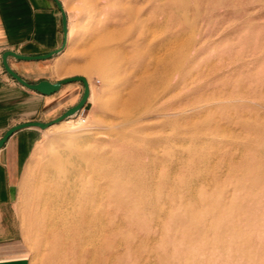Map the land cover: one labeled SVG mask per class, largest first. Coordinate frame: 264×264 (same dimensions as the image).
Returning <instances> with one entry per match:
<instances>
[{"label": "rangeland", "instance_id": "1", "mask_svg": "<svg viewBox=\"0 0 264 264\" xmlns=\"http://www.w3.org/2000/svg\"><path fill=\"white\" fill-rule=\"evenodd\" d=\"M97 1L120 27L83 39L91 104L26 169L0 260L264 264V0Z\"/></svg>", "mask_w": 264, "mask_h": 264}, {"label": "crops", "instance_id": "2", "mask_svg": "<svg viewBox=\"0 0 264 264\" xmlns=\"http://www.w3.org/2000/svg\"><path fill=\"white\" fill-rule=\"evenodd\" d=\"M59 1L67 15L65 50L44 61H19L13 57L7 60L11 69L30 83L43 80L55 83L76 76L89 81L91 74L82 71L88 59L79 56L89 46V41L83 39L100 38L120 27L112 20L113 13H109L107 25L98 27L99 20L105 19L107 13L98 15L97 0ZM87 32L93 33L86 36ZM63 41L62 15L53 0H0V139L16 125L50 122L81 100L84 86L80 82L67 84L51 96H43L18 84L2 64L5 51L24 56L44 55L59 49ZM92 96L86 108L91 104ZM53 128L20 130L0 149V244L14 233L12 210L18 197L19 183Z\"/></svg>", "mask_w": 264, "mask_h": 264}, {"label": "water", "instance_id": "3", "mask_svg": "<svg viewBox=\"0 0 264 264\" xmlns=\"http://www.w3.org/2000/svg\"><path fill=\"white\" fill-rule=\"evenodd\" d=\"M57 7L59 8L61 15H62V24H63V35H64V41L62 46L50 53L44 54V55H38V56H24L17 54L13 51H5L2 54V64L7 72L8 75H10L18 84L23 86L24 88L37 92L43 96H51L61 90V88L67 84L71 83H76L80 82L84 86V92L81 100L73 107L69 108L67 111H65L62 115H60L58 118L47 122H27V123H22L19 125H16L9 129L4 136L0 139V149L4 147V145L7 143V141L18 131L27 129V128H38L40 130H47L55 125H59L60 123L67 121L69 119H73L77 117L80 112L86 107L89 98L91 96V87L89 81L82 76H76V77H71L67 78L55 83L43 80L38 83H30L26 80H24L22 77H20L16 72H14L11 67L8 64V58L13 57L16 60L19 61H44V60H49L55 56H58L61 54L67 45V37H68V25H67V15L65 13V10L59 0H53ZM0 264H29L27 259H19L15 261H8V262H0Z\"/></svg>", "mask_w": 264, "mask_h": 264}, {"label": "bare ground", "instance_id": "4", "mask_svg": "<svg viewBox=\"0 0 264 264\" xmlns=\"http://www.w3.org/2000/svg\"><path fill=\"white\" fill-rule=\"evenodd\" d=\"M191 51V50H190ZM189 53V52H188ZM89 83H90V81H89ZM91 91H92V93H91V96H92V94H93V89H92V87H91ZM70 122V120H67V121H64V122H62V123H60L59 125H55V126H53V127H60V126H62V125H64V124H67V123H69ZM78 134V133H77ZM70 135V134H69ZM69 135H68V138H69ZM66 137V136H65ZM79 137H80V135H79ZM70 138H71V136H70ZM74 138V137H73ZM73 138H71V140L73 139ZM75 138H76V136H75ZM74 138V139H75ZM80 144V143H79ZM75 145V144H74ZM69 147V146H68ZM82 147V146H81ZM83 149V148H82ZM39 150V149H38ZM75 150V149H74ZM54 154V153H53ZM70 154V153H69ZM59 155H61V154H59ZM53 156V155H52ZM73 155H71V157H72ZM57 157V156H56ZM61 157H62V155H61ZM68 157V156H67ZM50 159V158H49ZM60 159V158H59ZM63 160V159H62ZM66 160H67V158H66ZM68 160H70V159H68ZM67 160V161H68ZM56 161V160H55ZM54 161V162H55ZM47 163V162H46ZM58 163H59V160H58ZM63 164H66L65 163V161H64V163ZM69 164V161H68V163H67V165ZM48 165V164H47ZM55 165V164H54ZM56 166H57V163H56ZM55 168V167H54ZM83 169V168H82ZM69 171V170H68ZM83 172H84V170H83ZM54 173V172H53ZM99 174V173H98ZM97 175V174H96ZM68 180H69V178H68ZM51 182V181H50ZM68 183V182H67ZM76 183V182H75ZM71 184V183H70ZM67 185V184H66ZM77 185V184H76ZM69 187H70V185H69ZM71 190V189H70ZM65 191V190H64ZM66 192H68V191H66ZM73 196V195H72ZM68 197V196H67ZM48 200H49V198H48ZM52 200V199H51ZM66 201H68V200H66ZM71 201V200H70ZM58 202V201H57ZM68 203V202H67ZM42 204H44V203H42ZM52 204V203H51ZM63 206V205H62ZM61 205H60V207H62ZM68 206H70V205H68ZM67 206V207H68ZM64 209H66V208H64ZM57 210H58V208H57ZM60 210V209H59ZM70 211V210H69ZM57 213V212H56ZM66 213H67V211H66ZM60 214V213H59ZM63 214V213H62ZM64 215H66V214H64ZM113 217H115V215H114V213H112L111 214ZM51 216V215H50ZM52 217V216H51ZM64 217V216H63ZM65 217H67V216H65ZM98 218V217H97ZM62 220H63V218H62ZM61 220V221H62ZM59 222V221H58ZM68 222V221H67ZM67 222H66V225H67ZM54 223V222H53ZM69 223V222H68ZM64 226V225H63ZM100 226V225H99ZM102 227V226H101ZM43 228H45V229H47L48 231H51V229H53V226H51V224L49 223V222H47V223H44L43 224ZM66 228H67V226H66ZM103 229V228H102ZM98 232H100V231H98ZM99 235V234H98ZM70 237V236H69ZM99 237L100 236H98V241H100V239H99ZM68 239V238H67ZM97 243V242H96ZM97 251H100L99 250V248H98V250ZM112 258V257H111ZM15 260H19V259H2V260H0V262H8V261H15Z\"/></svg>", "mask_w": 264, "mask_h": 264}, {"label": "built area", "instance_id": "5", "mask_svg": "<svg viewBox=\"0 0 264 264\" xmlns=\"http://www.w3.org/2000/svg\"><path fill=\"white\" fill-rule=\"evenodd\" d=\"M84 113H85V108L80 112V114H84ZM80 114H79V115H80ZM85 122H86V120L83 119V120H82V123H85Z\"/></svg>", "mask_w": 264, "mask_h": 264}]
</instances>
